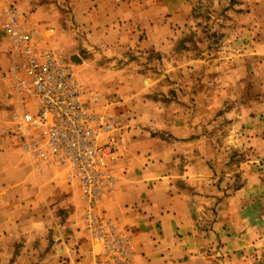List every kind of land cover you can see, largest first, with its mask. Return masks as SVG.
Masks as SVG:
<instances>
[{
    "label": "crops",
    "instance_id": "1",
    "mask_svg": "<svg viewBox=\"0 0 264 264\" xmlns=\"http://www.w3.org/2000/svg\"><path fill=\"white\" fill-rule=\"evenodd\" d=\"M10 4L28 12L37 24L42 11L49 10L41 0H0V264H95L98 245L84 228L79 187L64 170L36 172L17 137L9 133L29 117L28 106L7 72L14 41L3 25ZM118 6L111 11L114 23L108 36L115 33L116 40L123 42L127 32ZM77 15L84 17L86 27L96 30L91 13ZM138 72L121 68V80L105 83V90L117 95L114 112L121 120L123 137L120 179L102 199L101 208L120 229L134 235L130 264H215L207 251L210 241H220L234 257L243 256L257 247L264 234V166L248 164L244 186L225 193L229 179L212 167L220 157L216 151L212 161L202 138L194 143L184 128L165 142L166 138L131 127L142 118L136 109L142 105L138 104L142 87L134 80ZM92 80L97 84L96 71ZM250 128L255 157L263 160L264 117Z\"/></svg>",
    "mask_w": 264,
    "mask_h": 264
},
{
    "label": "rangeland",
    "instance_id": "2",
    "mask_svg": "<svg viewBox=\"0 0 264 264\" xmlns=\"http://www.w3.org/2000/svg\"><path fill=\"white\" fill-rule=\"evenodd\" d=\"M41 1L49 10L42 11L45 17L39 19L40 24L28 12L19 11L20 19L42 27V40L70 62L93 109L115 122L121 146L122 123L114 112L116 94L106 91L105 83L118 77L121 80V68L137 69L134 80L142 87L138 93V104L142 105L136 109L142 118L131 127L148 136L166 138L165 142L184 128L194 143L202 138L213 154L212 161L216 151L221 158L212 167L218 175L226 173L225 193L244 186L248 164L264 166V159L257 160L249 140L250 127L264 117V0ZM116 5L120 22L126 26L123 42L116 40L119 37L115 33L108 36ZM79 13H91L96 30L86 27L84 17L77 18ZM94 71L97 84L92 80ZM94 95H99V100L93 101ZM22 101L30 118L33 101ZM253 160L256 163L250 162ZM95 243L101 253L102 246ZM222 244H207L215 264H264V234L257 247L239 257Z\"/></svg>",
    "mask_w": 264,
    "mask_h": 264
},
{
    "label": "built area",
    "instance_id": "3",
    "mask_svg": "<svg viewBox=\"0 0 264 264\" xmlns=\"http://www.w3.org/2000/svg\"><path fill=\"white\" fill-rule=\"evenodd\" d=\"M5 15V34L14 41L7 72L20 97L34 104L31 117H23L9 133L38 173L64 170L68 180L79 185L85 230L103 248L94 256L95 264H130L133 235L119 229L100 208L120 179L115 122L93 109L73 66L42 40L40 28L22 22L15 5H7Z\"/></svg>",
    "mask_w": 264,
    "mask_h": 264
}]
</instances>
